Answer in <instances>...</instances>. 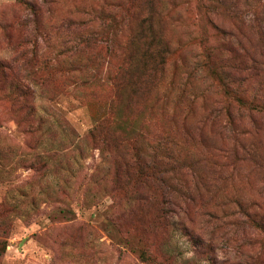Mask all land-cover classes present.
I'll return each instance as SVG.
<instances>
[{"label": "rangeland", "instance_id": "obj_1", "mask_svg": "<svg viewBox=\"0 0 264 264\" xmlns=\"http://www.w3.org/2000/svg\"><path fill=\"white\" fill-rule=\"evenodd\" d=\"M29 1L37 8L31 21L21 0H0V60L18 57L14 64L34 90V113L27 116L18 108L12 73L0 72V264H143V244L134 235L121 236L107 219L112 158L86 133L99 122L115 128L121 105L113 75L148 10L159 41L167 44L165 63L140 85L144 90L130 93L139 98L125 113L135 127L166 131L176 140L174 152L187 173L190 167L195 171L193 183L200 189L183 203L186 213L178 220L209 249L197 258L181 229L169 241L154 230L149 240L166 242L176 256L171 264H250L257 253L264 264L263 232L243 224L232 201L239 198L264 218V119L258 117L253 132L243 112L238 135L222 131V121L198 128L211 106L224 100V89L217 75L194 68L209 45L212 66L224 65L237 76L232 84L240 82L247 96L255 93L264 64L253 69L247 58L264 63L257 49L264 0ZM231 35L242 39L248 56ZM79 37L83 42L75 47ZM243 63L247 73L235 68ZM238 141L252 144L254 154L244 157ZM80 222L91 225L89 232H81L83 239L71 237Z\"/></svg>", "mask_w": 264, "mask_h": 264}, {"label": "trees", "instance_id": "obj_2", "mask_svg": "<svg viewBox=\"0 0 264 264\" xmlns=\"http://www.w3.org/2000/svg\"><path fill=\"white\" fill-rule=\"evenodd\" d=\"M21 1L28 11L31 21V16L36 14L37 8L29 0ZM118 5L120 7V3ZM241 13L245 20L250 15L247 12ZM117 17L116 15L110 16L113 20H116ZM153 18L154 15L149 10L146 15L138 18L130 41L125 45V58L118 65V71L114 73L116 75H113L116 101L121 105L113 117L115 128L106 130L102 122H99L86 133V137L90 142L96 143L102 152L109 153L112 158L111 182L113 189L110 191L108 199L107 219L121 236L134 235L143 244L138 251L139 262L143 264H171L176 256H172L169 249H166V242L154 243L149 240V236L154 230L162 232L167 236L168 241L178 229L185 231L184 235L190 241L197 258L203 257L204 249L209 246L205 245L199 237L190 235V230L181 226L182 222L178 220L180 213H186L183 203L189 200L193 201L200 189L195 182L193 183L195 171L190 167V172L187 173L183 166L184 163L174 152L176 140L166 131L149 133L135 127L125 113V109H130L139 98L131 94H135L138 89L144 90L145 87L140 85L146 84L148 79L152 78L156 67L162 69L165 63L164 52H166L167 44L159 41L160 31L153 26ZM231 37L235 39L237 48H240L248 56L247 49L241 43L242 39L238 35H231ZM82 42L83 40L79 37L74 41V46L78 47ZM257 49L260 51V56L264 58V32L259 37ZM201 53V60L197 61L198 64L194 68L204 69L211 76H218L224 89L222 93L224 100L211 106L197 127L200 128L207 121H213L214 124L216 121H222L221 124H218L223 129L222 131L238 135L239 130L236 123L238 120L242 121L241 115L245 112L251 123L250 129L254 128L253 132H257L258 117L264 119V92H261L264 77L260 81L259 85L261 86L257 91L247 96L244 89L240 90L238 87L239 80L242 78H237L238 85L232 84L236 81L237 76L232 75L222 64L218 67L212 66V52L209 45H206ZM24 56V52L19 53L20 59ZM247 59L251 62L253 69L254 64H264L255 60L253 56ZM17 60L18 57L13 62L0 60V72L3 75L7 72L12 73L11 86L18 100V108L23 110L27 116H31L34 113V106L29 101L32 100L34 90L26 82L20 69L18 70L19 67L15 66L14 63ZM235 68L240 69L239 73H247L250 67L243 63L241 68L240 65ZM241 130L245 132L244 127ZM185 134L189 135L190 131L187 129ZM236 145L235 141V148L232 149L234 152H236ZM237 151L244 154V157L251 156L255 152L252 144L247 146L240 141H238ZM185 176H190L191 179ZM232 201L235 204V211L242 218V223L252 229L260 230L264 234V218L239 198H234ZM122 202L123 208L120 206ZM211 213H215V211L208 212V215L212 220L217 219V216ZM90 226L88 222H80L71 237L81 235L79 239H83L84 235L81 232L84 230L89 232L88 227ZM5 246L6 244L2 246V250L5 249ZM260 247V250L264 247V238L260 242ZM259 256L258 253L254 256L250 255L252 260L250 264H258ZM193 261L198 263L196 259Z\"/></svg>", "mask_w": 264, "mask_h": 264}]
</instances>
